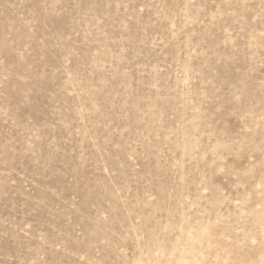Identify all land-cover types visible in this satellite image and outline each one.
Returning a JSON list of instances; mask_svg holds the SVG:
<instances>
[{
    "label": "rangeland",
    "instance_id": "1",
    "mask_svg": "<svg viewBox=\"0 0 264 264\" xmlns=\"http://www.w3.org/2000/svg\"><path fill=\"white\" fill-rule=\"evenodd\" d=\"M0 264H264V0H0Z\"/></svg>",
    "mask_w": 264,
    "mask_h": 264
}]
</instances>
